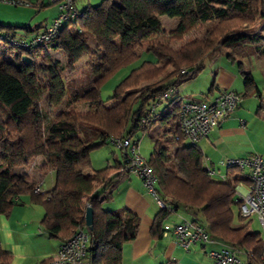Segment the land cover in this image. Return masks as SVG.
<instances>
[{
  "label": "trees",
  "instance_id": "obj_1",
  "mask_svg": "<svg viewBox=\"0 0 264 264\" xmlns=\"http://www.w3.org/2000/svg\"><path fill=\"white\" fill-rule=\"evenodd\" d=\"M78 12V17L64 24L58 38L31 50L9 42L19 26L0 22L2 35L6 31L2 39L9 44L4 49L14 53L13 58L0 57V214L9 215L22 203L21 197L29 195L44 207L41 223L49 236L66 240L86 227L85 212L91 206L94 219L89 263L122 264L123 246L138 236L140 218L126 209L117 212L103 207V200L109 199L106 192L121 172L115 173L116 165L94 170L91 153L109 143V137L124 138L157 129L150 134L153 150L147 161L157 177V194L166 206L154 220L152 236L163 237L164 220L184 208L191 214L187 220L204 226L212 238L228 242L237 254L244 251L253 264H262L264 239L260 232L249 230L252 217L241 215L242 199H236L240 182L251 185L250 175H243L245 169L230 166L229 174L241 172L240 176L230 180L210 174L199 144H183L179 110L185 97L173 93L176 85L202 69L205 55L222 46L236 58L242 45L256 41L264 29V0H102ZM162 15L178 20L171 32ZM204 26L207 32L203 38L177 49L170 45L171 40ZM24 28L31 30L29 25ZM90 37L94 48L89 45ZM58 44L70 65L86 53L91 56L94 77L87 85L73 88L72 93L60 61L51 54V48ZM145 50L153 52L157 60H144L133 68L115 87L109 98L114 103L108 105L101 98V86ZM25 54L31 58L25 59ZM38 57L53 73L45 86L40 80ZM244 78L249 93L258 91L250 73ZM214 86L215 82L210 93ZM46 92L55 107L86 102L87 110L63 108L48 122L41 104ZM258 96L256 113L264 118V96L259 91ZM172 140L177 142L173 149ZM41 156L45 158L43 170L54 173L55 184L50 191L37 193L34 181L14 169L28 167ZM123 162L124 157L118 168ZM91 168L92 172L85 173ZM234 205L239 206L238 222ZM12 258L0 240V264H11Z\"/></svg>",
  "mask_w": 264,
  "mask_h": 264
},
{
  "label": "rangeland",
  "instance_id": "obj_2",
  "mask_svg": "<svg viewBox=\"0 0 264 264\" xmlns=\"http://www.w3.org/2000/svg\"><path fill=\"white\" fill-rule=\"evenodd\" d=\"M102 0H75V5L79 10H83L86 5H97ZM46 4L44 8L35 7L32 4H23V3H14L7 0H0V21L9 25L19 26L18 28L14 29L16 32V37L21 38L22 35L26 36L27 40L31 39L34 35L33 32L28 31L24 26H31L35 27L38 24L45 25L48 21H50L55 15L59 14V4H51L50 0L46 1ZM161 20L164 24V26L167 28L169 32H171L177 25L178 20L176 18H171L167 15H162ZM42 30L44 29L41 28ZM207 26L201 27L199 29H196L184 36V38L179 40H171L170 45L174 48H179L180 45L189 42L191 40H194L196 38H203L206 35L207 32ZM3 35L6 34V31H2ZM264 34V31H263ZM169 35L167 36V38ZM5 44H8L4 39H0V56L5 55L7 58H13L14 53H11L4 49ZM9 45V44H8ZM89 45L91 48H94V41L90 37L89 38ZM58 46L62 47L61 44H58ZM14 51H17L16 48H14ZM229 50L225 47H220L216 52L207 54L203 57L202 60V69L194 75L191 79L181 82L178 85H176L173 95H180L182 97L186 98H206L208 100H211L214 96V94H209V90L211 87H213V83L215 82V89H218V82H220V78L223 76L222 73L225 71H230L232 73H236L237 78L236 85L240 86L241 88H234L237 89L238 92L242 95V100L239 102V105H243V101L246 100L247 107H253V114L255 117L256 122L259 124L261 123V126L264 125V118L263 116L257 115L256 111L258 108V105L260 103V98L257 97L255 94L256 91H253L251 93L248 92V89L246 88L245 78L241 72V67L243 68V72L250 73L254 79L255 84L257 85L258 89L263 93L264 95V36H261L259 44L255 42L246 43L245 45H242V48L240 51H237L235 53V57L233 58L228 54ZM54 60L60 61V67L62 68V74L64 75L65 81L67 86L69 87V92H73V88H79L81 86L87 85L92 78L94 77V73L92 72V66L89 63V60L91 58L90 53L84 54V56L74 65H70L68 61V57L65 53V51L62 49L60 51H57L53 56ZM25 59H30L31 57L27 54L24 55ZM232 58V59H231ZM38 63L40 65V80L43 84V86L50 83V79L52 76V70L49 64L45 63L40 57H38ZM144 60H151L156 61L157 57L153 52L150 51H142V54L140 58H138L133 63L122 67L115 75H113L110 79H108L102 86H101V98L107 102L108 105H111L114 103V100L109 99L113 93L115 87L130 73V71L139 66ZM218 81V82H217ZM71 89V90H70ZM231 90V89H230ZM218 91V90H216ZM209 92V96L203 97L204 94H207ZM67 103V102H66ZM63 103L59 107H55L51 104L49 100V95L46 92L43 95L42 99V107L44 111L48 114V122L54 121L56 114L60 109L63 108H71L78 111H85L87 110V103L86 102H74L72 104ZM163 107V104L160 106V108ZM244 119L248 120L246 117ZM158 130L154 129L151 132H143V131H137L133 135V140H138L139 142V152L144 158H149L152 150H153V142L150 137V134H155ZM83 131L81 132V134ZM171 139V136H169ZM193 141L185 138L183 139V144H191ZM198 143V142H196ZM201 141H199L198 144H200ZM177 146V142L175 140H172L170 143V147L173 149ZM210 157H212L213 154L216 153L215 149L212 150L208 149L207 152ZM124 157V154L122 150L112 144L107 143L99 148H96L91 153V161H92V167L96 169H100L107 165V160L110 161V164L116 163V161L122 160ZM216 164L217 169L220 167V170L222 173H225L227 169V164L222 165L218 161V157L213 160ZM211 165V162L209 163ZM26 170H28L27 166H18L14 169L15 172L23 173ZM122 172L124 170L120 168ZM245 173L249 172V168H245ZM93 169H87L85 170V173L92 172ZM42 175L41 169L37 170L39 177ZM45 174V173H44ZM47 172V176H45V179L42 183H44V188L47 187V182L50 180V175ZM219 172L217 171V175H214V177L219 178ZM34 178V179H35ZM39 186V185H37ZM31 196L29 195H23V201H25L27 204L26 207H24L25 212L17 216L18 213H15L11 219L12 224L15 226V228L18 229L19 233H16L15 237H22L24 238V231L30 232L32 235L36 234L38 236L45 237L46 241H53L56 242V238H49V235H47V232L45 231L44 226L41 223V220L44 215V207L42 204L36 203L32 201L30 202ZM236 199H240L239 193L236 195ZM32 204V205H29ZM21 204L16 205L13 210L20 208ZM25 206V205H24ZM234 211L236 214V222H238V213H239V206L234 205ZM178 214H183V219H190L191 214L184 208H181L178 212L173 213L170 217L167 219L170 222H174L178 219ZM0 214V218H1ZM6 216V215H5ZM17 217V218H16ZM20 220V221H19ZM181 220V219H180ZM250 227L249 230L253 232H260L262 238L264 239V229L260 222V220L254 216L250 218ZM1 223V222H0ZM0 232L3 233V227L0 224ZM35 237V235H33ZM37 239V237H35ZM34 238L32 237L31 240ZM39 245V244H38ZM42 246V245H40ZM209 246V245H208ZM27 250H31V247L29 248V245L26 243ZM35 245L33 244V249ZM38 249L37 247L35 248ZM13 259V258H12Z\"/></svg>",
  "mask_w": 264,
  "mask_h": 264
},
{
  "label": "crops",
  "instance_id": "obj_3",
  "mask_svg": "<svg viewBox=\"0 0 264 264\" xmlns=\"http://www.w3.org/2000/svg\"><path fill=\"white\" fill-rule=\"evenodd\" d=\"M27 1L31 2L33 6L39 8H44L45 5H47V0ZM51 4L54 3L51 2ZM76 9L80 11L77 7ZM56 16L57 15H55L45 25L38 24L35 27L30 26L31 30H27L33 32V35L35 36L37 33L42 31L41 28L44 27L45 29ZM263 31L264 29L260 31V33L257 35L256 41L254 42H260L261 36H264ZM13 34L16 35V32L14 31ZM21 38L26 39L27 37L22 35ZM62 49L64 50V48L60 46L51 48L52 56L57 51H60ZM0 57H5V55H1ZM241 72L243 76H245L246 72H243L242 67ZM222 75L223 76L220 78L221 81H217L218 89L214 88L213 92H207V94L203 97H207L209 96V94H214L213 96H216L218 93H220V91L225 89H231L238 92L237 89H234L235 87L241 88L235 83V79L237 78L236 73L225 71L222 73ZM246 88L248 89L247 86ZM258 91L263 95V93L259 89ZM258 91H256L255 94L259 98ZM195 99L209 101L206 98ZM244 117H246L248 120L244 119ZM161 132L162 131L159 130L158 134ZM200 141L201 143L199 144V146L204 151L206 167L210 168L211 170H215L216 175L218 171L220 174L219 176H221L222 178L231 180L235 176H240L241 172H236L235 176H233L229 174L230 171L227 168L225 173H222L220 167L217 169L216 164L213 161L217 157L218 161L222 165L226 164V160L228 159H246L252 157L255 154L264 157V125L261 126V123L259 124L258 122H256L253 114V107H247L246 100L243 101V105H238V107L232 114L222 120L215 128V130L211 131L207 137L201 139ZM213 148L215 149L216 153L213 154L212 157H210L208 153L205 152H207L208 149L212 150ZM121 161L122 160H117L116 163L112 165L110 164V161L107 160V165L100 169H103L107 166L116 165L117 167L115 169V173L117 174L118 172H121V174L114 179L112 187L106 192L105 195L109 197V199L107 198L103 200V207L107 210L117 212L126 209L140 218L138 236L135 240L127 242L123 246L122 264H165L168 261H174L176 262V264H213V259L209 255V252L211 250L221 249L223 243L228 242L216 238L213 242H209L206 244L198 243L191 246L189 249H185L178 243L176 237L171 232H164L163 237L159 239H155L152 236L151 228L155 218L161 210V205L159 204L158 199L144 187L143 182L139 176L134 173L122 172L120 168H118L119 163L121 164ZM210 162L211 165H209ZM44 163L45 158L42 156L38 157L28 166V170L22 173L28 175L31 180L34 181L36 186L40 184V192L43 193L50 191L55 184L54 173L50 170L44 171ZM38 169H41L42 175H40L39 173V177L35 178L36 176H38ZM93 169L100 170L96 168ZM245 171L246 170L243 171V175L246 174L249 176L251 173V169L247 173H245ZM47 172L50 175V180L49 182H47V187L44 188V183L42 182L45 179V176H47ZM249 187L250 185L244 182H240L237 186V193H239V195L241 196L242 194L247 193ZM21 201V205L23 206L12 210L9 215H1L0 224L3 227V233L1 234L0 232V240L4 245V248L13 254L11 264H48L50 258L56 255L59 245L64 240L56 239V242H54V240L46 241L45 237L33 234L35 235V237H37L36 239L28 231H24V238H16L15 235L16 233H19V231L12 224L11 219L15 213H18L17 216H19L20 214L25 212V210L23 209H25L24 207H26L28 203L25 204L26 202L23 201V196L21 197ZM30 202L33 203L31 199ZM183 217V214H178V219L174 222H170L167 217L164 220V226L166 224L179 223L182 221ZM47 235L49 234L47 233ZM32 237L34 238L33 240H31ZM49 238L52 239L53 237L49 236ZM26 243L29 245V248L31 247V250H27ZM33 244L35 245L34 249ZM36 247L38 248L37 250L35 249ZM237 256L242 260L243 264L254 263H252L248 259V256L244 251L237 254Z\"/></svg>",
  "mask_w": 264,
  "mask_h": 264
},
{
  "label": "built area",
  "instance_id": "obj_4",
  "mask_svg": "<svg viewBox=\"0 0 264 264\" xmlns=\"http://www.w3.org/2000/svg\"><path fill=\"white\" fill-rule=\"evenodd\" d=\"M7 1L16 4H28L23 0ZM50 1L59 4V14L44 30L29 40L16 36L9 37V42L13 46L26 50L34 49L45 42L58 38L64 24L78 17L79 12L76 9L75 0ZM2 38L3 35L0 31V39ZM241 100L242 95L230 89L220 91L209 101L185 97L179 110L182 135L193 142H198L207 137L222 120L236 110ZM108 142L122 150L124 154L122 169L124 172L139 176L144 187L158 199L161 207H165L166 204L160 200L157 194V177L147 159L140 154L138 140H133V135L129 134L124 138L109 137ZM226 164L230 167L251 169V185L247 193L240 196L242 199L241 215L244 217L256 216L264 229V157L255 154L246 159H228ZM209 170L210 174L216 175L215 170ZM40 191V186H37L35 192L39 193ZM167 232L173 233L178 243L185 249H189L198 243L206 244L215 241L204 226L187 219L174 225L166 224L165 233ZM90 238L91 234L87 226L79 228L69 239L61 242L56 255L50 258L48 264H90L88 260ZM209 255L213 259V264H243L237 256L236 248L226 243H223L221 249L211 250ZM262 264H264V252Z\"/></svg>",
  "mask_w": 264,
  "mask_h": 264
},
{
  "label": "water",
  "instance_id": "obj_5",
  "mask_svg": "<svg viewBox=\"0 0 264 264\" xmlns=\"http://www.w3.org/2000/svg\"><path fill=\"white\" fill-rule=\"evenodd\" d=\"M93 208L91 206H88L85 212V221L86 226L89 228V230L93 229Z\"/></svg>",
  "mask_w": 264,
  "mask_h": 264
}]
</instances>
